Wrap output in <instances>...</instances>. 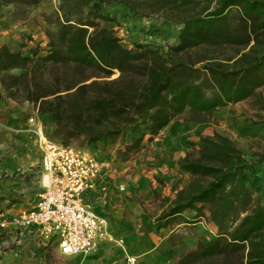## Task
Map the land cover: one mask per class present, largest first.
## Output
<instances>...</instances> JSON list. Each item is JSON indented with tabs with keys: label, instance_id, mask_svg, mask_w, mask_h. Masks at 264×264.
<instances>
[{
	"label": "trees",
	"instance_id": "1",
	"mask_svg": "<svg viewBox=\"0 0 264 264\" xmlns=\"http://www.w3.org/2000/svg\"><path fill=\"white\" fill-rule=\"evenodd\" d=\"M40 1L0 0L22 7ZM106 6L122 9V17L157 15L179 24L177 42L165 50L124 46L113 27L99 23L117 21ZM51 15L44 16L53 26L45 30L46 49L0 46V86L48 119L46 137L63 145L82 140L97 148L130 133L116 150L126 161L183 111L204 123L264 84V0H59ZM199 141L178 160L189 179L156 216L155 228L191 211L217 232L172 264H264V203L255 198L264 188V152L253 160L218 132Z\"/></svg>",
	"mask_w": 264,
	"mask_h": 264
},
{
	"label": "crops",
	"instance_id": "2",
	"mask_svg": "<svg viewBox=\"0 0 264 264\" xmlns=\"http://www.w3.org/2000/svg\"><path fill=\"white\" fill-rule=\"evenodd\" d=\"M119 19L117 18V21L122 23L132 21L127 17ZM11 33L10 29L0 28V42H2L0 46L7 45L11 50H14L5 42ZM38 44L42 45V43ZM0 95V136L20 138L24 134V126L28 119L27 117L25 120L23 111L31 109L30 116L39 117L37 111L29 104L20 105L7 98L1 86ZM174 122L171 121L151 140H145V145L134 155L133 159L121 163L120 168L122 170L119 171L118 175H121L123 179H119V181L121 180L124 185L131 182L134 187L139 184V188H123L122 191L119 188H102L103 184L109 182V178L112 177V169L110 168L107 171L108 175L103 180L97 181L96 187L87 191L83 196L84 201L90 204L99 215L108 219L109 227L113 226L115 220H119L121 209H130L135 212V215H132L134 218H129L133 221L131 229L136 230L135 233L123 232L122 230L115 232L125 241L128 253L125 254L119 244H113L110 248L98 247L89 253L63 255L64 257L73 259L76 264H172L182 252L193 249L199 240H209L216 235L217 228L214 223L203 216L194 218V212L191 211L183 212L175 222L166 227L154 228L147 234L139 231L138 227L148 223V216L143 208L144 204L146 202L153 203L154 200L159 203L160 209L155 212L153 217L155 218L174 197L176 191L189 179V175L179 171L177 165L178 160L192 148L185 141L188 139V125L180 127ZM26 131H29V128ZM200 145L199 141L193 146V149L199 148ZM91 150L96 154L100 151L96 148ZM4 158L2 162L4 165L9 158V160H13L11 163L17 159L16 153L7 154ZM145 163L152 165L146 168ZM128 169L129 171H127ZM21 184L22 180L20 179L0 180V189L3 190L0 192H6L7 198L19 197L11 207H5L0 211V219L4 216L10 217L33 205L39 188L36 192H29L28 188H23ZM141 186L144 188H140ZM155 192L158 194L153 197ZM4 202H7V199L0 200V205H3ZM15 205L18 206L15 208ZM0 209H2L1 206ZM109 212H111V217L108 215V218ZM187 220L190 222H186ZM205 229H208L210 236L208 232L204 231ZM1 231L0 229V233ZM13 238L14 230L9 226L4 230V234H0V244L4 241L9 242ZM141 241L148 243L147 248L142 252L135 249V242L139 244ZM102 243L103 239L98 242V245ZM45 244V240H40L32 234L27 242L20 246H2L3 250L0 248V264H40L44 256ZM129 257H134L133 263L127 260Z\"/></svg>",
	"mask_w": 264,
	"mask_h": 264
},
{
	"label": "rangeland",
	"instance_id": "3",
	"mask_svg": "<svg viewBox=\"0 0 264 264\" xmlns=\"http://www.w3.org/2000/svg\"><path fill=\"white\" fill-rule=\"evenodd\" d=\"M58 4L59 0H41L38 4L29 7H22L14 3L3 4L0 2V28L10 29L12 32L9 37L5 39V42L14 50H19L23 53H27L31 46L38 43H42V45H38L43 50L46 49L47 37L45 30L52 29L53 26L51 24L46 25L49 23L45 21L44 16H49V20H53L54 18L52 15L50 17V14L57 11ZM88 8L89 7H86V10ZM103 12L118 19H121L124 15L123 10L115 6L103 7ZM236 12V9H232L230 11V16L235 17ZM128 17L132 20L131 22L124 21V23H122L121 21H100L99 23L113 27L116 31V35L120 38L121 43L129 48L133 47L135 43H148L159 46L162 50H165L168 45L176 43L178 30L180 28L179 24L170 21L162 22V17L157 15H136ZM136 28L138 29L135 30ZM1 43L2 42H0V44ZM23 112L25 120L27 117H30L31 109H25ZM39 119L42 123L44 135L50 136L52 133V126L49 124L48 119L40 116ZM172 121H175L174 124H178L180 127L188 125V139H185V141L192 146L191 150L194 145L198 144L201 135H211L214 132H218L233 139L249 158L255 160V154L264 152V84L250 97L240 102L228 104L225 107L216 109L207 116V121L204 123L190 121L188 110H185L174 117ZM29 127L30 126L26 123L24 126V134H22L20 138L0 136V180L20 179L22 180L21 186L23 188H28L29 192H36L39 187L38 172L40 169L39 161L41 151L38 147L36 136H34L32 132L26 131ZM130 137L131 134L127 133L124 138H120L115 142L103 141V143H99L95 146L97 147V150H100L97 154L91 150L94 148L84 146L82 140H75L69 144L77 150L93 154L100 160L109 164V168L112 169V177L109 182L105 183L106 188H119V185H122L123 188H139V184H136L137 186L134 187V184L131 182L124 185L121 180L119 181V179H123L118 173L122 170L120 167L121 163L124 161L118 157L116 150L122 147ZM144 143L145 142H143V146L145 145ZM14 152L16 153V162L14 161V163H11L13 160H9V158L4 165V163H2L6 158H4V156L7 154H15ZM133 157L134 155H130L128 160L133 159ZM151 165V163H145L144 166L148 168ZM127 171H129V169ZM140 188H144V186H141ZM120 190L122 191V189ZM0 191L3 190L0 189ZM157 194L158 193L155 192L152 196L154 197V195ZM255 196L257 202L264 203V188ZM9 198H7L6 192H0V200L7 199V202L0 205L2 207L0 211L5 207H11L13 202L19 199L18 196L12 199ZM17 206L18 205H15V208ZM143 208L145 213H147L148 223H144L142 224V227L138 228L139 231L147 234L148 231H153L152 229H154L157 224L156 217H153L156 214L155 212L160 209V205L154 200L153 203L146 202ZM120 211L122 212L119 214V220H115L116 222L111 226L113 228L109 227V221L107 219V230L114 240L108 241L107 239H103L102 244H97L94 248L85 253H89L98 247L110 248L113 244H119L122 251L125 254L126 252L128 253L125 241L122 237L115 234V232L122 230L123 232L127 231L129 233H135L136 230L134 231L131 229L133 221L130 220L131 218H134L132 215H135V212L130 209H121ZM108 215L110 216L111 212H109L107 216ZM204 231L207 233L208 229H205ZM208 235L210 236L209 232ZM147 246V242L141 241L139 244L135 242V249L137 251L139 249L140 252H142ZM1 250H3V247H1ZM43 252L44 256L40 264H76L73 259L61 255L53 242L48 243L43 249Z\"/></svg>",
	"mask_w": 264,
	"mask_h": 264
},
{
	"label": "built area",
	"instance_id": "4",
	"mask_svg": "<svg viewBox=\"0 0 264 264\" xmlns=\"http://www.w3.org/2000/svg\"><path fill=\"white\" fill-rule=\"evenodd\" d=\"M27 123L41 151L39 190L32 206L0 219V234L9 226L14 230V238L4 241L0 248L20 246L33 234L45 240V246L55 243L61 255H71L87 252L102 239L114 240L107 230V219L83 197L108 175L109 164L70 144L48 139L39 117L30 116ZM128 261L133 263L134 257Z\"/></svg>",
	"mask_w": 264,
	"mask_h": 264
},
{
	"label": "bare ground",
	"instance_id": "5",
	"mask_svg": "<svg viewBox=\"0 0 264 264\" xmlns=\"http://www.w3.org/2000/svg\"><path fill=\"white\" fill-rule=\"evenodd\" d=\"M114 239V238H113Z\"/></svg>",
	"mask_w": 264,
	"mask_h": 264
}]
</instances>
